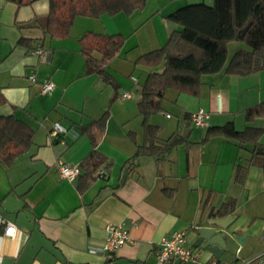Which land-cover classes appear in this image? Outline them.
<instances>
[{"label": "crops", "instance_id": "crops-1", "mask_svg": "<svg viewBox=\"0 0 264 264\" xmlns=\"http://www.w3.org/2000/svg\"><path fill=\"white\" fill-rule=\"evenodd\" d=\"M208 1L149 0L131 16H80L66 37L56 38L46 30L48 0L21 6L0 0V91L6 99L0 119L17 121H3L4 129L22 126L33 135L31 146L11 163L0 152V217L16 227L15 237L0 229V264H158V245L174 232L187 233L196 261L166 264H257L254 258L264 253V117L248 122L245 112L264 103V70L205 76L197 97L168 90L149 123L159 127L158 146L175 137L185 141L158 157H135L146 143L141 88L149 74L164 68L136 62L179 29L167 20L170 14ZM86 34L125 37L104 67L118 89L87 73ZM93 56L102 58L98 52ZM46 82L55 89L43 94ZM199 110L210 115L205 128L191 124L190 116ZM106 112V130L94 148L81 130ZM55 123L67 133L52 137ZM227 123L240 132L261 129L257 145L223 136L203 141L208 128ZM94 150L105 157L98 170L104 176L89 182L82 170L73 180L60 178L59 162L80 167ZM120 223L133 243L112 258L91 254L90 247L104 242L105 227ZM200 228L226 237L220 257L196 246Z\"/></svg>", "mask_w": 264, "mask_h": 264}, {"label": "trees", "instance_id": "trees-1", "mask_svg": "<svg viewBox=\"0 0 264 264\" xmlns=\"http://www.w3.org/2000/svg\"><path fill=\"white\" fill-rule=\"evenodd\" d=\"M15 1L21 6L32 5L40 0ZM48 1L50 12L47 33L56 38H64L77 17L98 18L103 15L113 17L120 13L131 16L134 12L144 9L149 0ZM167 20L178 25L179 29L171 33L162 48L143 55L136 62L138 66L150 68L164 66L162 72L149 74L141 88L138 108L143 116L146 143L138 147L136 158L158 157L169 153L185 141L183 137H175L163 146L156 144L159 127L152 126L149 120L161 111L168 90L197 97L205 76L222 72L228 75L248 76L264 70V0H212L211 5L206 3L187 5L170 14ZM125 41V37L120 34L112 36L86 34L83 54L87 73L99 74L105 82L118 89L117 82L104 67L115 58ZM234 42L244 43L247 47L236 51L229 58V45ZM94 52L100 53L102 58L96 59L93 56ZM5 102L6 99L0 91V104ZM191 117L192 115L190 116L192 124ZM258 117H264V103L245 112L248 122ZM108 119L109 112H106L99 120L81 130L82 134L90 137L94 148L98 146L105 133ZM8 120L12 124L17 122L11 117L0 119V152L2 160L11 163L16 156L31 146L33 135L22 126L4 129L3 121ZM262 132L261 129L252 128L240 132L233 123H227L224 126L208 128L203 141L215 136H223L241 143L253 142L257 145ZM130 137L135 141L133 134ZM105 163L104 156L96 150L92 151L80 164L81 171H84L82 178L89 182L94 181L96 176H100L98 170ZM105 168L109 169L110 164ZM237 178L241 180L243 176L238 174ZM226 208L222 210L223 213Z\"/></svg>", "mask_w": 264, "mask_h": 264}, {"label": "built area", "instance_id": "built-area-1", "mask_svg": "<svg viewBox=\"0 0 264 264\" xmlns=\"http://www.w3.org/2000/svg\"><path fill=\"white\" fill-rule=\"evenodd\" d=\"M41 49H38V53ZM30 80L35 81V77L31 76ZM55 89L52 82L42 84L41 92L43 94L51 93ZM125 98H132L129 93L123 95ZM169 117V115H168ZM192 125L196 128H204L208 125L210 115L204 110H199L192 114ZM67 133V129L60 123H55L51 130V136L57 137L60 134ZM81 174L79 166H72L59 162V176L65 180H73ZM100 176L104 175V171L99 172ZM4 227V234L7 237H15L16 227L12 223L3 220L0 217V229ZM106 237L102 245L97 247H90L91 254H101L112 258L114 254L123 246L132 244L133 240L130 236L129 230L124 223L117 225H108L105 227ZM262 238L264 240V223L262 225ZM158 264L171 263L179 261L181 263L194 262L196 257L192 249L188 246V237L186 232H174L168 237L161 240L157 250ZM257 264H264V253L254 258ZM215 264V263H214Z\"/></svg>", "mask_w": 264, "mask_h": 264}, {"label": "water", "instance_id": "water-1", "mask_svg": "<svg viewBox=\"0 0 264 264\" xmlns=\"http://www.w3.org/2000/svg\"><path fill=\"white\" fill-rule=\"evenodd\" d=\"M245 32L246 31H244V34ZM243 37L244 35L241 36V38ZM261 153L264 154L263 151ZM196 246L202 250H208L214 255L220 257L227 249L226 237L220 234L217 229L200 228L199 240L197 241Z\"/></svg>", "mask_w": 264, "mask_h": 264}, {"label": "rangeland", "instance_id": "rangeland-1", "mask_svg": "<svg viewBox=\"0 0 264 264\" xmlns=\"http://www.w3.org/2000/svg\"><path fill=\"white\" fill-rule=\"evenodd\" d=\"M206 4L211 5V4H212V0H209ZM235 45H237V46H235ZM235 45L229 47V53H230V54H234V53L236 52L237 48L246 49V47H247L246 44H244V43H239V42H236Z\"/></svg>", "mask_w": 264, "mask_h": 264}]
</instances>
